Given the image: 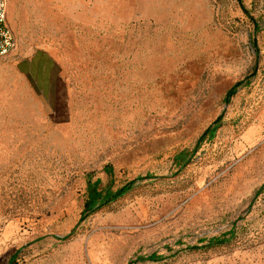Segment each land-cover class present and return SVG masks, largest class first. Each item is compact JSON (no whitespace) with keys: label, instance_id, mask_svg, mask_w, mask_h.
I'll use <instances>...</instances> for the list:
<instances>
[{"label":"rangeland","instance_id":"obj_1","mask_svg":"<svg viewBox=\"0 0 264 264\" xmlns=\"http://www.w3.org/2000/svg\"><path fill=\"white\" fill-rule=\"evenodd\" d=\"M8 2L0 264H264V0Z\"/></svg>","mask_w":264,"mask_h":264},{"label":"built area","instance_id":"obj_2","mask_svg":"<svg viewBox=\"0 0 264 264\" xmlns=\"http://www.w3.org/2000/svg\"><path fill=\"white\" fill-rule=\"evenodd\" d=\"M16 46V35L7 18L6 0H0V58L7 57Z\"/></svg>","mask_w":264,"mask_h":264},{"label":"crops","instance_id":"obj_3","mask_svg":"<svg viewBox=\"0 0 264 264\" xmlns=\"http://www.w3.org/2000/svg\"><path fill=\"white\" fill-rule=\"evenodd\" d=\"M16 2H17V0H16ZM17 6H18V3H17ZM6 10H7V18H8V22H9V20H10V22H11V19H10V16H9L10 7H9V2H8V0H6ZM18 10H19V6H18ZM19 13H20V11H19ZM10 22H9V25L11 26ZM11 23H12V22H11ZM12 26H13V24H12ZM12 26H11V28H12V30L14 31V29H13L14 27H12ZM14 33H15V31H14ZM15 35H16V34H15ZM16 39H17V37H16ZM13 51L15 52V54L12 55V57H10V59L18 58L17 55L21 54L20 51H23V49L19 48V46H18V47L16 46V48H15ZM42 53H43V56H44V55L46 56L47 61H49V59H51V57H50V55H48V53H46V52H44V51H42ZM36 54H37V52H33L32 57H30V58H28V59L23 58V60H27V62H29V65H30V67H31V66L34 64V62H35V57H34V56H35ZM0 59H6V58L3 57V58H0ZM7 244H8V236L5 235V234L0 235V252L2 251V248L5 247ZM18 252H19V249H18V247H16V248H15V251H14V254H13V255H14L13 258H16ZM0 255H1V253H0Z\"/></svg>","mask_w":264,"mask_h":264},{"label":"trees","instance_id":"obj_4","mask_svg":"<svg viewBox=\"0 0 264 264\" xmlns=\"http://www.w3.org/2000/svg\"><path fill=\"white\" fill-rule=\"evenodd\" d=\"M255 47H257V46L255 45ZM241 83H242V81H239V82L235 83L228 90L227 97H226L227 100H230V98H232V96L235 95V93L237 92L238 87L240 86ZM127 190L128 189H124V191L122 193L126 192ZM258 193H259V191L256 193V196H257ZM232 237H233V233L232 232H231V236L229 238H226V237H220V238L219 237H211L209 239L208 245L216 244L217 242H219V243H225L228 240H230ZM160 258H161V256H159L157 253H152V254H150L148 256L140 255V256L137 257L136 261H146V260L155 261V260H159ZM14 259L15 258H13V260ZM9 264H11V262Z\"/></svg>","mask_w":264,"mask_h":264}]
</instances>
